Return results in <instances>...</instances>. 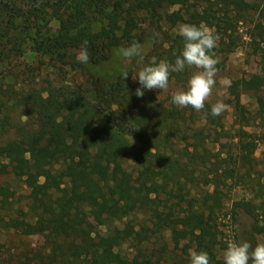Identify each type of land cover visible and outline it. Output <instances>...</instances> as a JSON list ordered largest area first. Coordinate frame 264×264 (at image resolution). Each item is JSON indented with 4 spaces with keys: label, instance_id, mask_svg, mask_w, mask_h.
I'll list each match as a JSON object with an SVG mask.
<instances>
[{
    "label": "trees",
    "instance_id": "16d2710c",
    "mask_svg": "<svg viewBox=\"0 0 264 264\" xmlns=\"http://www.w3.org/2000/svg\"><path fill=\"white\" fill-rule=\"evenodd\" d=\"M38 3L39 0H0V35L11 52L21 54L25 45L51 60L64 62L69 52L79 51L86 39L89 62L97 65L109 59L113 48L143 42L145 34L138 33V20L139 14L145 13L155 28L165 20L171 25L204 24L214 29L220 37L214 49L218 70L224 69L229 55L244 44L241 24L246 23L252 10L262 6L248 0ZM178 5L181 10L163 19L161 9ZM53 22H57L55 30ZM256 27H262V22L258 21ZM166 38L169 47L159 60L174 62L184 41L180 35ZM247 44L259 54L264 66V47L253 39ZM178 74L172 73L169 80ZM126 84L92 81L89 87H48L40 93L32 90L14 105L15 109H25L16 122L5 112L6 102L0 99V133L12 128L16 132V138L0 148V156L8 160L3 172L22 179L33 192L46 194L44 200L38 199L33 205L37 225L0 219V226L5 228L47 234L43 249L22 252L18 264H142V245L154 233L146 225L137 230L131 223L123 227L116 224L130 214L118 193L124 194L151 223L171 231L175 242L189 236L196 251L208 252L210 264H220L213 252L216 215L223 206L219 169L209 166L212 157L200 149L190 151L183 130L187 111L155 106L148 99L149 90L137 97L132 80ZM262 84L260 76L250 81L240 79L232 83L230 94L237 99L243 90L258 89ZM243 110L239 116L248 126ZM210 112L211 106L205 104L207 120L212 122ZM22 116H27V121H22ZM237 138L244 158L253 156L257 149L254 135L242 127ZM132 140L140 143L134 172L125 167L124 161L133 148ZM198 186L212 187V191L197 197L194 190ZM0 194L6 200L10 195L8 189ZM239 210L253 219L252 235H264V201L258 206L234 202L233 218ZM126 243L135 251L132 258L120 251ZM148 257L145 263L151 264Z\"/></svg>",
    "mask_w": 264,
    "mask_h": 264
},
{
    "label": "rangeland",
    "instance_id": "374dc122",
    "mask_svg": "<svg viewBox=\"0 0 264 264\" xmlns=\"http://www.w3.org/2000/svg\"><path fill=\"white\" fill-rule=\"evenodd\" d=\"M47 0H39V5ZM259 3L261 8L252 10L246 19L245 24H241L240 33L243 36V45L230 54L224 69L218 70L212 95L205 102L212 106L220 101L228 105L227 111L221 116L214 117L212 122L207 120L205 108L199 112L191 107L179 108L171 103L172 95L177 91L187 90L188 80L194 68H186L184 72L169 80L167 90H149V100L153 105L166 108H177L179 111H187V121L183 124V130L187 135L190 151L195 148L203 151L207 157H212L211 164L219 169L222 176L220 189L223 192V206L217 212V223L215 233L217 240L213 248L214 255L220 264L223 262V252L226 249L227 241L246 240L253 247L257 243H264V235H252L253 219L239 210L236 218L232 217L231 211L234 202L246 201L254 205H259L264 201V66L257 52L248 47L250 39L260 43L264 47V0H248ZM182 7L166 6L161 9L163 19L168 14L181 10ZM262 22V27L257 28L256 23ZM151 20L145 13L139 14L138 33L144 32V40L140 44L143 53L140 57L125 60L116 55L120 46L113 48L107 61L100 64L88 62L83 64L77 61L78 51H70L68 58L61 62L58 59L51 60L49 56L41 55L22 45L21 54L11 52L8 42L0 35V99L6 102V113H10L16 122L25 109H15L25 93H37L45 91L48 87H75L82 85L89 87L90 82L98 81L100 84H117L122 82L126 86L131 79L140 87L138 80H133L132 75L149 64L151 58L155 56L157 62L159 57L169 47L166 35H179L178 26L171 25L165 20L159 22L158 28L151 26ZM52 28H57V22L52 23ZM157 31V32H156ZM159 33V37L155 36ZM53 34V31L51 32ZM15 33H12V36ZM252 37V38H251ZM5 51V52H4ZM10 55L8 58L7 55ZM6 56V57H5ZM127 71L129 76L123 80L122 73ZM254 76H260L263 84L260 88L245 89L240 98L235 99L230 94V87L234 81L246 79L250 81ZM255 85V84H254ZM246 121L241 120L239 114L241 108ZM194 110V111H193ZM22 121H25L22 116ZM27 121V119H26ZM244 128L248 133L253 134L257 143V149L253 156L245 157L238 148V130ZM16 138L15 129H10L7 133H0V148L5 146L10 140ZM133 148L125 156V167L129 171H135L136 157L140 148L137 140H132ZM184 144H182V147ZM134 162V163H133ZM8 160L0 156V191L8 189L7 200L0 194V219L9 222L10 220L24 221L31 225H37L38 220L33 205L36 200H44L46 194L33 192L23 182L22 179L11 173L3 172V165H7ZM234 173V177L226 175ZM198 173V172H197ZM212 191V187L198 186L194 190V195L201 197L206 191ZM54 197V194H52ZM130 213L128 217L116 224L123 227L126 223H131L139 230L142 225H146L152 233V239L142 245L143 254L139 257L142 264L145 258L151 264H190V250H195V243L190 242L189 236L181 242H175L171 231L164 230L159 225L149 221L137 206L129 203L124 194L118 193ZM208 214H206L207 216ZM106 232V228L103 229ZM199 232V231H197ZM46 233L29 234L22 230H14L0 226V261L3 264H18L22 252L43 249ZM130 243L124 244L120 251L132 258L135 251L130 248ZM166 247V248H165ZM141 251L139 253H141Z\"/></svg>",
    "mask_w": 264,
    "mask_h": 264
},
{
    "label": "clouds",
    "instance_id": "9594fccd",
    "mask_svg": "<svg viewBox=\"0 0 264 264\" xmlns=\"http://www.w3.org/2000/svg\"><path fill=\"white\" fill-rule=\"evenodd\" d=\"M178 34L183 38V49L176 56L174 62L160 60L153 56L148 65L142 67L132 79L138 80L140 85L136 89V96L142 97L145 90H167L169 78L172 73L184 72L186 68H194L189 80L187 90L177 91L171 97V103L179 108L191 107L197 112L205 108V102L212 95L216 84L215 76L218 72L216 65L219 63L216 58L215 47L219 35L214 29L204 24L183 23L178 26ZM159 37V33H155ZM89 41L83 40L78 54L77 61L87 64L90 60L88 51ZM143 47L139 42H132L127 47H120L116 55L130 60L140 57ZM129 76L127 71L122 73L123 80ZM228 105L223 102H216L211 106L210 114L213 117L221 116L227 111ZM27 119V116L24 117ZM134 163V162H133ZM224 264H264V243L253 245L246 241H227L226 249L223 252ZM190 264H210V256L207 251L190 250Z\"/></svg>",
    "mask_w": 264,
    "mask_h": 264
}]
</instances>
